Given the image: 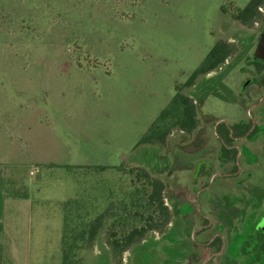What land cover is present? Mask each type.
I'll return each instance as SVG.
<instances>
[{"label":"rangeland","instance_id":"1","mask_svg":"<svg viewBox=\"0 0 264 264\" xmlns=\"http://www.w3.org/2000/svg\"><path fill=\"white\" fill-rule=\"evenodd\" d=\"M247 2L0 0V163L6 170V191L13 180L20 185L26 182L43 211L41 223L32 222L43 238L6 239L9 257L19 258L15 259L19 264H60V202L84 189L101 194L105 183L117 181L116 168L124 163L147 167L166 184L173 180L172 193L189 191L191 170L168 173L169 143L157 146L159 156L138 143L177 92L202 98L203 91H212L209 79L225 69V82L238 84L236 90L254 72L264 74L263 63L246 67L242 62L253 55L250 43L257 26H244L231 17ZM219 40L236 46L228 59L232 66L200 74L193 85L185 86ZM197 107L235 112L212 99L197 101ZM172 135L179 139L174 129ZM260 158L254 165L242 164L238 174L241 178L251 171L252 187L264 191ZM86 166L110 169L95 172ZM237 180L217 179L210 194L219 198L236 192L238 208L253 202L241 190L233 192ZM238 220L232 225L238 226ZM190 233L191 223L186 220L169 234L166 230L149 235L138 246L157 243L146 251L124 253L121 264H224L222 255L202 263ZM84 262L115 264L105 237L86 253Z\"/></svg>","mask_w":264,"mask_h":264},{"label":"flooded vegetation","instance_id":"2","mask_svg":"<svg viewBox=\"0 0 264 264\" xmlns=\"http://www.w3.org/2000/svg\"><path fill=\"white\" fill-rule=\"evenodd\" d=\"M258 11L262 13L263 21L262 24L255 23L257 27L254 39L250 43L254 48L264 28V7L258 8ZM242 62L246 67L256 64L253 60L244 59ZM231 66L227 60L218 69ZM225 71L227 70L214 75L217 81L213 83V88L216 91L209 92L207 98L212 99L216 105L221 103L232 107L234 114H227V109L219 112L216 107H210L202 111L203 109L197 107L196 125L192 129H174L179 139L172 138L173 130L167 136L168 139L172 138L167 147L170 153L168 159L170 176L178 173L177 169L191 170L188 180L191 184L189 191L181 194L177 191L172 193L173 180L166 184V192L171 193L166 197L171 214L167 232L171 233L180 222L189 221L191 233H194L190 235L196 238L192 246L195 250L201 251L202 263L209 261L211 257L221 255L225 258L224 264H231L235 260L241 261L243 259L240 257L237 259V252L234 250L237 239H249L250 242L257 239L264 241V230L260 226L264 220L263 188L252 187L251 171H245L241 178L238 174L241 172L242 164L254 165L259 162L260 157L264 160V75L259 76L260 71L254 72L252 76L246 77L236 90L238 84L233 81L225 82V75L220 80L217 78ZM250 86H253L252 90L248 89ZM185 158L187 162L184 163ZM179 161L182 162L178 163ZM174 162L177 166L173 165ZM219 178H222L223 182L227 179H239L235 183L238 188H233V192L241 190V194L246 198L253 197V202L249 201L238 208L236 203L240 198L236 192L234 195L220 194L219 198L216 193L210 194L211 187ZM191 195L194 197L192 200L189 199ZM256 196L262 198L257 199ZM184 206L187 210L183 209ZM238 211L243 214L238 216ZM238 217V226L232 225ZM225 227H228V233L225 232ZM261 252L264 256L263 249ZM204 254L208 256L204 258Z\"/></svg>","mask_w":264,"mask_h":264},{"label":"trees","instance_id":"3","mask_svg":"<svg viewBox=\"0 0 264 264\" xmlns=\"http://www.w3.org/2000/svg\"><path fill=\"white\" fill-rule=\"evenodd\" d=\"M262 6L264 0H248L243 8H235L231 17L244 26L262 24L263 15L258 11ZM221 10L225 12L223 8ZM235 50L233 43L216 41L185 86L193 85L198 75H206L220 68ZM245 60H253V57ZM195 109L193 98L177 92L143 133L138 144L162 145L173 129H192L196 125ZM83 168L95 172L110 169L108 166ZM116 172L119 173L117 181L113 184L105 183L107 186L101 194H93L84 189L74 198L62 202L60 264H85L86 253L91 252L102 237H105L114 263L121 264L124 253L134 251L135 254L151 249L156 241L144 243L140 247L138 245L149 235L164 233L168 229L171 214L165 203L163 180L154 176L146 167H134L126 163L119 165ZM12 184L18 191L26 190L16 180ZM235 244L237 259H243L240 264H264L261 252L264 250V241L237 239Z\"/></svg>","mask_w":264,"mask_h":264},{"label":"crops","instance_id":"4","mask_svg":"<svg viewBox=\"0 0 264 264\" xmlns=\"http://www.w3.org/2000/svg\"><path fill=\"white\" fill-rule=\"evenodd\" d=\"M260 75H264V74L260 72L259 76ZM223 76L224 74H221L217 78H219L220 80L223 78ZM209 81L211 83V90H212L213 83L217 81L216 77L209 79ZM212 91H216V89L213 88ZM208 93L209 92L203 91L202 98L193 99L194 103L195 101L200 102L201 100L202 101L208 100L209 99V98L207 99ZM195 105L197 108V103H195ZM167 143H169L168 137L166 138L165 141V144ZM140 146L144 147L146 152H156L157 156H159L157 152L158 150L157 146L160 145L141 144ZM168 155H169L168 156L169 159L170 153H168ZM143 159L144 160L147 159L149 161L153 160L151 158H143ZM1 165L2 164L0 163V264H12V263L19 264L18 262H16V260L18 261L19 258H16V256L14 255H11V257H9V253L11 251L5 248V244H6L5 240L6 239H42L43 235L37 232V229L36 231L33 229L32 222L34 221L33 224L34 225L36 224L38 226L41 223V220H43L42 217L43 211L41 209V206L34 200L33 197L34 193H32L31 188L26 182L23 183L26 190L22 189L21 191H18L17 187L11 186L10 189L6 191L7 188L6 170ZM149 171L151 172V170ZM163 182L165 184V203L167 205L166 183L164 180ZM64 200L60 202V208ZM61 212H62V208H61ZM60 239H61V234H60Z\"/></svg>","mask_w":264,"mask_h":264},{"label":"water","instance_id":"5","mask_svg":"<svg viewBox=\"0 0 264 264\" xmlns=\"http://www.w3.org/2000/svg\"><path fill=\"white\" fill-rule=\"evenodd\" d=\"M253 59L264 63V28L261 31L254 48ZM262 228L264 230V224L262 225Z\"/></svg>","mask_w":264,"mask_h":264}]
</instances>
